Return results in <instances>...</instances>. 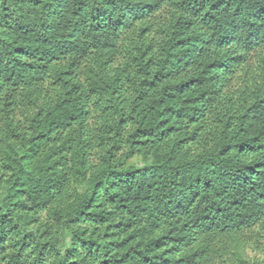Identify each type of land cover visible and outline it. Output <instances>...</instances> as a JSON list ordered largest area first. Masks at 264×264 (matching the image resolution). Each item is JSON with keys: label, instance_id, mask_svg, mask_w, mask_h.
Here are the masks:
<instances>
[{"label": "trees", "instance_id": "obj_1", "mask_svg": "<svg viewBox=\"0 0 264 264\" xmlns=\"http://www.w3.org/2000/svg\"><path fill=\"white\" fill-rule=\"evenodd\" d=\"M264 224V0H0V264H245Z\"/></svg>", "mask_w": 264, "mask_h": 264}, {"label": "rangeland", "instance_id": "obj_2", "mask_svg": "<svg viewBox=\"0 0 264 264\" xmlns=\"http://www.w3.org/2000/svg\"><path fill=\"white\" fill-rule=\"evenodd\" d=\"M246 246L245 264H264V224L253 230Z\"/></svg>", "mask_w": 264, "mask_h": 264}]
</instances>
